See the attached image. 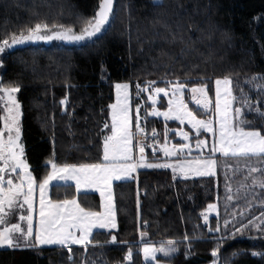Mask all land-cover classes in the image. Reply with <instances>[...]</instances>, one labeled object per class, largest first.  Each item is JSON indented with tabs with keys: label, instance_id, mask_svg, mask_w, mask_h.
I'll return each mask as SVG.
<instances>
[{
	"label": "trees",
	"instance_id": "16d2710c",
	"mask_svg": "<svg viewBox=\"0 0 264 264\" xmlns=\"http://www.w3.org/2000/svg\"><path fill=\"white\" fill-rule=\"evenodd\" d=\"M102 3L0 0V86L18 91L23 150L36 181L50 162H103L117 82L133 90L184 82L205 87L212 100L214 80L227 78L235 128L264 137V0H113L98 30L92 25ZM90 25L83 41L31 37L60 29L82 35ZM184 99L208 116L186 92ZM2 116L0 104V129ZM174 126L146 118V147L153 148V132L160 140ZM208 157L216 159L215 174L188 179L172 177L168 160L154 158L156 167L112 185L115 230L96 229L85 245L3 247L0 264H151L141 260L144 243L171 244L172 254L158 255L167 264H264V154ZM49 195L101 207L97 193H77L73 184L52 185ZM212 203L216 213L209 214Z\"/></svg>",
	"mask_w": 264,
	"mask_h": 264
},
{
	"label": "rangeland",
	"instance_id": "374dc122",
	"mask_svg": "<svg viewBox=\"0 0 264 264\" xmlns=\"http://www.w3.org/2000/svg\"><path fill=\"white\" fill-rule=\"evenodd\" d=\"M92 26L82 35H71L67 33L71 30L66 29L62 30L66 31L64 33L59 32L60 29L54 34L39 30L31 37L39 41H83L88 39L85 36L93 33ZM104 26L101 23L97 29L102 30ZM213 83L212 100L205 87L188 86L184 82L160 87L148 83L137 85L134 90L128 82L114 83V101L108 109L103 141V162L82 166L50 162L47 175L40 182L34 179L23 150L18 91L0 86L3 115L0 129V248L73 246L88 243L96 229L115 230L112 185L132 179L140 168L156 167L159 161L154 158L168 160L172 177L188 179L215 174L216 159L209 155L264 154V137L258 131L235 128L238 121L232 111L229 80L218 78ZM185 92L195 106L209 112L208 116L200 117L187 106ZM150 117L179 123V126L165 128L162 139H158L157 146L151 149L140 142L144 143L146 133L139 138L143 121ZM155 132L160 135L157 130ZM174 138L178 141L173 142ZM147 150L159 156L153 155L149 159ZM59 184H73L77 193H97L100 209L81 208L75 198L52 200L50 188ZM214 208L215 203L208 205L209 214ZM139 250L143 263L167 264L159 260L158 255L168 257L174 249L169 243H144Z\"/></svg>",
	"mask_w": 264,
	"mask_h": 264
},
{
	"label": "water",
	"instance_id": "95a60500",
	"mask_svg": "<svg viewBox=\"0 0 264 264\" xmlns=\"http://www.w3.org/2000/svg\"><path fill=\"white\" fill-rule=\"evenodd\" d=\"M113 0H103V3L98 11V14H97V21L95 22V24L93 25L96 29L97 27L103 23H107L108 22V16L110 14V11L112 9V2Z\"/></svg>",
	"mask_w": 264,
	"mask_h": 264
},
{
	"label": "built area",
	"instance_id": "2783aa9c",
	"mask_svg": "<svg viewBox=\"0 0 264 264\" xmlns=\"http://www.w3.org/2000/svg\"><path fill=\"white\" fill-rule=\"evenodd\" d=\"M152 144H154V146L156 145L157 139H158V135L156 133H152Z\"/></svg>",
	"mask_w": 264,
	"mask_h": 264
},
{
	"label": "crops",
	"instance_id": "0c3cea01",
	"mask_svg": "<svg viewBox=\"0 0 264 264\" xmlns=\"http://www.w3.org/2000/svg\"><path fill=\"white\" fill-rule=\"evenodd\" d=\"M222 155H224V154H222ZM214 209H215V208H214ZM214 209H213V211H212V214L215 213V210H214ZM85 244H86V243H85ZM85 244H81V243H80V244H77V245H85ZM65 246H70V245H65Z\"/></svg>",
	"mask_w": 264,
	"mask_h": 264
},
{
	"label": "bare ground",
	"instance_id": "6f19581e",
	"mask_svg": "<svg viewBox=\"0 0 264 264\" xmlns=\"http://www.w3.org/2000/svg\"><path fill=\"white\" fill-rule=\"evenodd\" d=\"M113 3V1L111 2V4ZM93 28V27H92ZM155 133V132H154ZM151 137H152V134H151ZM145 142V141H144ZM152 143V141L149 143V144H151Z\"/></svg>",
	"mask_w": 264,
	"mask_h": 264
}]
</instances>
